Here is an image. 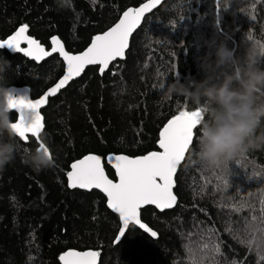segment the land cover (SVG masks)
<instances>
[{
    "label": "trees",
    "instance_id": "1",
    "mask_svg": "<svg viewBox=\"0 0 264 264\" xmlns=\"http://www.w3.org/2000/svg\"><path fill=\"white\" fill-rule=\"evenodd\" d=\"M145 1L0 0V40L26 24L47 49L58 36L69 52L79 53L128 8ZM224 35L238 55L248 37L264 45V0H167L146 17L125 59L103 74L99 66L89 67L50 99L41 140L51 148L55 166L36 173L25 165L23 150L39 143L17 136L20 152L0 171V264H61V255L70 249L97 250L100 264H264V243L249 250L240 242L247 228L264 227V149L217 164L200 162L194 150L201 122L176 172V206L142 210V220L157 238L132 225L114 245L120 218L108 208L107 198L97 190L68 186L71 164L88 154L103 156L109 177L117 180L106 162L109 155L159 151V133L168 120L181 110L200 108L184 96H165L159 85L177 76L203 79L199 58L209 51L206 41ZM0 55L12 61L7 82L29 86L34 98L64 73L58 54L41 63L6 49ZM233 173L239 178L233 179ZM205 243H219L220 252L201 255Z\"/></svg>",
    "mask_w": 264,
    "mask_h": 264
},
{
    "label": "snow or ice",
    "instance_id": "2",
    "mask_svg": "<svg viewBox=\"0 0 264 264\" xmlns=\"http://www.w3.org/2000/svg\"><path fill=\"white\" fill-rule=\"evenodd\" d=\"M157 3L159 0H148V3L140 8H129L123 13L118 23L108 31L96 35L91 45L79 54L66 51L63 43L56 36L51 38V50H46L38 40L27 35L28 25L26 24L22 25L14 35L0 40V49H12L35 61H41L45 57L52 56L53 53H59L67 65L63 78L42 97L33 100L22 94L16 101L21 108L26 106L33 114L30 124L23 123L21 114L19 121L13 125L17 129L18 136L27 142L28 134H31V137L36 138L44 147V143L40 140L44 128V117L40 110L47 103L48 98L65 87L68 81L79 76L86 66L99 65L100 73L103 74L111 62L117 58H124L125 50L129 47L130 35L140 27L145 13L151 11ZM22 43L27 44V47H21ZM204 111L202 108H196L193 111L185 109L173 115L159 133V151H152L138 157L123 154L108 156L107 162L115 169L118 182L109 179L105 172L104 160L100 155L88 154L71 164V171L67 172L68 186L73 189H100L107 196L108 206L119 214L122 227L119 229L116 243H119L125 235V230L130 224L139 226L152 237H158L155 230L142 223L140 209L144 205H155L163 211L176 206L177 197L173 192L174 175L185 153L189 150L193 140V129L200 124ZM237 166L239 167L238 162ZM232 178L238 179L239 174L233 173ZM247 179L250 181L251 177ZM224 184L227 186L228 181L224 180ZM238 191L243 192L244 189L238 188ZM261 210L264 213V202L261 204ZM252 219L255 221L257 218L253 216ZM246 232L248 236L240 242L249 247V250H252L253 245L259 250L260 245L264 243V227H249ZM257 233L260 235L257 236ZM213 250L216 253L220 252L219 243L214 247L205 243L199 251L203 255ZM189 251L191 254V249ZM98 255L99 253L95 251L70 250L64 253L60 260L63 264H95V258ZM232 264L237 262L233 261Z\"/></svg>",
    "mask_w": 264,
    "mask_h": 264
},
{
    "label": "clouds",
    "instance_id": "3",
    "mask_svg": "<svg viewBox=\"0 0 264 264\" xmlns=\"http://www.w3.org/2000/svg\"><path fill=\"white\" fill-rule=\"evenodd\" d=\"M229 38L214 36L206 41L209 51L199 58L205 73L203 79L185 81L177 76L159 85L165 96H184L207 113V118L201 121L194 150L200 162H226L237 155L264 149V45L251 42L248 37L243 54L238 55L229 46ZM10 71L12 61L0 55V171L13 163L20 152L13 125L21 114L25 125L33 120L29 108L16 104L22 94L7 82ZM14 111L18 121L12 120ZM22 162L36 173L56 164L51 148L45 143L44 147L39 144L25 148Z\"/></svg>",
    "mask_w": 264,
    "mask_h": 264
},
{
    "label": "water",
    "instance_id": "4",
    "mask_svg": "<svg viewBox=\"0 0 264 264\" xmlns=\"http://www.w3.org/2000/svg\"><path fill=\"white\" fill-rule=\"evenodd\" d=\"M165 1H167V0H159V3H157L156 4V6L154 7V8H152L151 9V11H149V12H147V13H145V15H144V18H143V20H142V23H141V25H140V27L143 25V23H144V20L146 19V17H148L150 14H152L158 7H160ZM145 3H148V0H146L145 2H143L142 4H140L139 6H137V7H130V8H132V9H137V8H140L143 4H145ZM129 9V8H128ZM127 9V10H128ZM126 10V11H127ZM123 17V14L121 15V17L119 18V20L121 19ZM119 20L116 22V23H118L119 22ZM115 23V24H116ZM114 24V25H115ZM113 25V26H114ZM112 26V27H113ZM140 27L139 28H137L131 35H130V38H129V47L125 50V57L124 58H117L115 61H113V62H111L110 64H109V66H108V68L104 71V73L110 68V66L114 63V62H116V61H118V60H123V59H125L126 58V55H127V52H128V50H129V48H130V45H131V40H132V38H133V36H134V34L140 29ZM20 28V27H19ZM111 28V27H110ZM109 28V29H110ZM108 29V30H109ZM108 30H106V31H108ZM105 31V32H106ZM104 33V32H103ZM15 34V32L12 34V35H14ZM100 34H102V33H100ZM27 35H29V36H31L30 34H29V28H28V31H27ZM98 35V34H97ZM11 36V35H10ZM32 37V36H31ZM56 37H58V36H56ZM32 38H34V37H32ZM59 38V37H58ZM7 39V38H6ZM35 39V38H34ZM60 39V38H59ZM60 41L63 43V45H64V48H65V50L66 51H68L67 49H66V47H65V44H64V42L60 39ZM92 42V41H91ZM41 44V43H40ZM42 45V44H41ZM91 45V43L87 46V47H89ZM46 50H48V51H50L51 50V47L49 48V49H47L44 45H42ZM21 47H27V44H21ZM87 47L83 50V51H85L86 49H87ZM3 49H6L8 52H10V53H12V54H22V55H24L23 53H18V52H16V51H14V50H12V49H8V48H3ZM82 51V52H83ZM70 53H72V52H70ZM80 53V52H79ZM79 53H72V54H79ZM59 55V53H53V55L52 56H54V55ZM25 56V55H24ZM52 56H50V57H52ZM60 56V55H59ZM50 57H45L43 60H41V61H35V60H33L31 57H28L30 60H32V61H35V62H37V63H41V62H43V61H45V60H47V59H49ZM60 58L63 60V62H64V73L62 74V76L53 84V85H51L49 88H47L39 97H36V98H34L33 97V95H32V90H31V88L29 87V86H15L18 90H19V94H26L30 99H33V100H35V99H38V98H40V97H42L43 96V94L45 93V92H47L50 88H52V87H54L55 86V84L56 83H58L59 82V80L60 79H62L63 78V76L66 74V70H67V65H66V62L64 61V59H63V57L62 56H60ZM92 66H99V65H88V66H86L85 68H84V70L81 72V74L79 75V76H76V77H74L73 79H71L70 81H68L67 82V84H66V86L65 87H63L62 89H60L54 96H50L49 98H48V101H47V103L45 104V105H43L42 107H41V115L44 117V128H45V116H44V114H43V110L48 106V104H49V101H50V99L51 98H54V97H56V96H58L59 94H60V92L62 91V90H64L65 88H67L73 81H75V80H77V79H79V78H81L83 75H84V73L87 71V69L89 68V67H92ZM99 68H100V66H99ZM15 112V111H14ZM17 113V112H16ZM202 120V119H201ZM16 121H18V114H17V120ZM199 125V124H198ZM197 125V126H198ZM196 126V127H197ZM195 127V128H196ZM44 128H43V131H44ZM195 128L193 129V137H194V131H195ZM43 131H42V133H41V135L43 134ZM29 135V137H31V134H28ZM41 135H40V140H41ZM19 137V136H18ZM20 138V137H19ZM22 141H24L22 138H20ZM36 139V138H35ZM37 140V139H36ZM29 141V140H28ZM27 141V142H28ZM42 141V140H41ZM193 141V140H192ZM25 142V141H24ZM38 143H39V141H37ZM43 142V141H42ZM192 144V143H191ZM191 146V145H190ZM190 148V147H189ZM188 152V151H187ZM187 152L185 153V157H186V154H187ZM97 155V154H96ZM111 155H120V154H111ZM101 156V155H100ZM110 156V155H109ZM102 157V159L104 160V168H105V159H104V157L103 156H101ZM130 157V156H129ZM185 157H184V159H185ZM82 159V158H81ZM184 159L180 162V164L184 161ZM106 162H107V158H106ZM74 163V162H73ZM107 164L111 167V168H113L112 167V165L111 164H109L108 162H107ZM179 164V165H180ZM179 165H178V167H179ZM178 167H177V170H178ZM113 170L115 171V169L113 168ZM71 171V170H70ZM105 172H106V174L108 175V173H107V170H106V168H105ZM175 176H176V173H175V175H174V181H175ZM108 177H109V175H108ZM109 179H112V178H110L109 177ZM114 182H118V178H117V180H114V179H112ZM73 189V188H72ZM76 189H79V190H83V191H87V192H90V191H93V190H97V191H99V192H101L106 198H107V196H106V194L105 193H103L100 189H95V188H93V189H91V190H89V189H80V188H76ZM173 192H174V188H173ZM174 194H175V192H174ZM176 195V194H175ZM177 197V196H176ZM107 206H108V202H107ZM155 207L156 209H158L159 211H161L159 208H157L155 205H144V206H142V208L140 209V219H141V221H142V223H145V224H147L146 222H144L143 220H142V210L143 209H145V208H147V207ZM108 208L112 211V212H114L109 206H108ZM174 208V207H173ZM173 208H171V209H164L163 211H161V212H164V211H168V210H172ZM115 213V212H114ZM117 216H119V214L118 213H115ZM120 218V217H119ZM134 223V222H133ZM148 225V224H147ZM132 226V224H130L129 225V227L125 230V235H126V233H127V231L129 230V228ZM134 226H136V225H134ZM149 226V225H148ZM122 227V221H121V219H120V228ZM136 227H138V228H140L139 226H136ZM150 227V226H149ZM141 230H143L144 232H146L147 234H149L147 231H145L144 229H142V228H140ZM154 230V229H153ZM118 234H119V232H118ZM118 234H117V236H118ZM124 235V236H125ZM150 235V234H149ZM124 236L120 239V241H119V243L122 241V239L124 238ZM151 236V235H150ZM152 237V236H151ZM117 238V237H116ZM153 238H157V237H153ZM116 241V239L114 240V245H117V244H119V243H116L115 242ZM70 250H72V251H77V252H86V251H95V252H98L97 250H93V249H88V250H75V249H70ZM70 250H67V251H65L64 253H66V252H68V251H70ZM63 253V254H64ZM99 253V252H98ZM62 254V255H63ZM61 255V256H62ZM61 261V260H60ZM101 263V254L99 253V255L95 258V264H100ZM61 264H63V261H61Z\"/></svg>",
    "mask_w": 264,
    "mask_h": 264
}]
</instances>
